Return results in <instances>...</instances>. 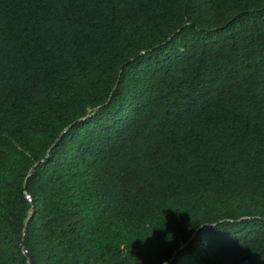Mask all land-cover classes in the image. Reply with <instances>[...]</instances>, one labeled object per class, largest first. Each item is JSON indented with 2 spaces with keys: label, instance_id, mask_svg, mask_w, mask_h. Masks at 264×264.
Returning <instances> with one entry per match:
<instances>
[{
  "label": "trees",
  "instance_id": "1",
  "mask_svg": "<svg viewBox=\"0 0 264 264\" xmlns=\"http://www.w3.org/2000/svg\"><path fill=\"white\" fill-rule=\"evenodd\" d=\"M0 264H264V0H0Z\"/></svg>",
  "mask_w": 264,
  "mask_h": 264
}]
</instances>
